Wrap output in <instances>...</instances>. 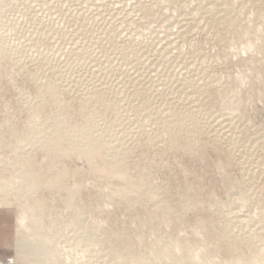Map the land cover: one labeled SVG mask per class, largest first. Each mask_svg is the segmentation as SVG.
Instances as JSON below:
<instances>
[{
    "label": "rangeland",
    "instance_id": "obj_1",
    "mask_svg": "<svg viewBox=\"0 0 264 264\" xmlns=\"http://www.w3.org/2000/svg\"><path fill=\"white\" fill-rule=\"evenodd\" d=\"M202 1L0 0V40L10 54L0 55V178L20 166L63 175L57 186L35 187L49 210L43 231L52 245L90 234L88 245L99 251L85 256H95L93 264L110 261L104 254L110 249L123 264L131 248L145 255L171 249L170 258L184 264L191 257L228 264L254 252L248 239L264 247L263 221L252 224L249 216L264 208V169L249 179L264 160V45L246 48L238 28H218L226 18L202 13ZM248 1L264 19V0ZM53 83L63 89L58 98L46 88ZM169 105L194 110L204 133L187 138L163 131ZM91 116L98 127L111 126L107 133L120 144L113 157L126 178L100 177L92 170L98 160L89 168L72 150ZM45 141L62 148L47 153ZM245 192L256 196L257 209L239 208ZM9 200H0V208L13 225L18 205ZM14 225L7 241L20 264Z\"/></svg>",
    "mask_w": 264,
    "mask_h": 264
},
{
    "label": "bare ground",
    "instance_id": "obj_2",
    "mask_svg": "<svg viewBox=\"0 0 264 264\" xmlns=\"http://www.w3.org/2000/svg\"><path fill=\"white\" fill-rule=\"evenodd\" d=\"M57 1H59V0H57ZM61 1H64V0H61ZM203 1H202L203 3L201 2L202 4H204V6H203L204 9H202V13L206 14L208 16L207 18L216 19V18H219V17H224V18L227 19V20H217L218 21V28H222L224 26H230V27L238 28V33H239L238 36L240 38L244 39V42H242V44L245 45V47L248 48V49L251 48L253 50V49H256L257 47H260V46L264 45V19L263 18L262 19H257V17H259V13H254L255 15H253V13H252V11H254V9H252L253 5H251L248 0H203ZM67 4H69V3L67 2ZM202 4H200V5H202ZM254 12H256V11H254ZM148 13H149V11H148ZM56 17H58V16H56ZM72 19H74V18H72ZM75 21H77V20H75ZM208 24L209 23L207 22V26H208ZM209 27L212 28L213 26L211 25ZM52 30L54 32H57L58 28H56V27L54 28L53 27ZM207 30H208V28H207ZM124 37H125V35H124ZM174 37H176V36H174ZM167 40H169V39H167ZM168 42H170V41H167V43ZM169 48H170V46H169ZM175 48L176 47H174L173 49H175ZM142 51L144 52V50H142ZM0 55H1V57L10 58V54L7 53V51L4 49V43L1 40H0ZM126 55H128V53ZM156 55H158V54H156ZM179 56H182V55H180L178 52H175L176 59L185 63L186 62V61H184L185 59L184 60L180 59ZM172 57H173V55H172ZM125 61H126V59H125ZM203 83H205V82H203ZM59 87H60V85L58 83H53L51 86H49V85L46 86L49 94L51 96L55 97V98H58V95L61 94L60 92L63 91V89L61 87L60 88ZM221 87H223V86H221ZM175 104H176V102H175ZM190 104H191V102H190ZM176 107H178V106H176ZM192 107H193V105L191 106V108ZM166 109H168V111H169V113L171 115V118L168 121H164L160 126H161L163 131H165L166 133L170 134L171 136L174 137V136L178 135L179 133L183 132L185 134V137L193 138L197 134H203L204 131L206 130L204 125L202 124L203 122L201 121L202 122L201 123L200 121H198V118L196 119V114L189 113L192 109L188 113L187 112L185 113V112H183L181 110H178L177 108H174L173 106H170V105L168 106V108L166 107ZM189 109H190V107H189ZM192 111L194 112V110H192ZM198 111H199V109H198ZM223 123H224V121H223ZM137 124H139L138 126H141L143 124V122H142V124L141 123H137ZM105 126H106L105 128L98 127L97 118L94 117V116L88 117L85 120V122L83 123V126H82L83 129H85V130L79 132L80 138H79L77 144L74 145L72 150H74L76 153H79L80 155H83L86 159H88L89 165H91L93 163L92 162L90 164L91 161L96 162L98 160L96 162V164L99 163L98 166H97L98 168L96 167L98 170H96V168H93V167L96 166L95 164H92V165H95V166L92 167V165H91V167H89V168H93L92 170L95 169L96 173L98 171L100 177H105V178H108V179H110L109 177H112V179H113V177L114 178L115 177L116 178L117 177L126 178V173L123 170V165L121 164L120 161L116 160L113 157L115 153H114V151H112V149L115 146H118L120 144H115L117 141L115 142V140L111 139L112 136L110 137V135L107 133L108 129L111 128V126L109 128H107L108 125H105ZM220 126L222 127L223 124L219 125V127ZM215 128H216L215 130L211 129V131L213 130V132H217L219 130V128L218 129H217V127H215ZM226 128H223V130L226 129ZM139 130H141V129H139ZM209 130H210V128H209ZM63 133H64V131H61V135H63ZM218 133H220V131L217 132L216 134H218ZM222 133L219 134L218 136L222 135ZM226 133H227V131H226ZM254 133H255V131H254ZM112 138H114V137H112ZM221 138H222V136H221ZM116 140H118V139L116 138ZM173 141H174V138H173ZM45 144H46L45 145V148H46L45 152H47V151L50 152V150L51 151L52 150L59 151L62 148L61 144L53 145V143H52V144H50L51 146H49V143L47 141H45ZM49 152H47V153H49ZM119 153L124 154L125 151L120 150ZM242 168H245V167H242ZM256 168H257L256 170L251 171V173L249 174L250 175L249 176L250 178L248 177L249 179H253L256 176L260 177V175L258 173L260 172V174H261L263 169H264V160H261L260 162H258V166ZM246 169H249V168H246ZM251 169L253 170L254 168H251ZM245 171L246 170H244V172ZM14 174L15 175H13V176L9 175V177L8 176H4V177L0 178V200L7 201L11 197L12 203L16 201L15 203H17L16 205H18V210H16V213L18 215H17V218H16L17 220H15L17 222H16V224L14 223L15 224L14 226H15V229H16L14 238H15V249L17 251V258L19 260V263L20 264H93L92 262L95 261L93 259H95L96 257L93 256L91 258H86L85 256L87 254L92 253V252L99 253V251L95 247H93L91 245H88V244H91L93 242L92 241L93 239H91L90 234H86L84 232L83 233H79V234H77L74 237L73 243H69V244H67L65 246H60V245H57V244L56 245H52L51 242H53V241L51 239V236L46 231H43V226L45 225L44 216H47V214L49 213V210H48V207H47L44 199L42 197L37 196L35 194L36 193L35 187L39 186V187H42V188H47V187L57 186V183L62 179L63 175L59 174V175H57L58 177H54V176H51V175L46 176V175L43 174L42 170H39L37 173H35V172L33 173V171L24 170V167H22V166L18 167V170H15ZM26 175H29V176L25 177ZM5 177H7V178H5ZM256 179H258V178H256ZM245 180H247V179H245ZM123 182L125 183V181H123ZM107 185H108V183H107ZM111 185H112V183H111ZM249 185H250V183H249ZM60 186H62V185H60ZM115 186H116L115 187L116 189L120 188L117 185H115ZM129 186H130V188H132L131 190H134L136 188L135 184L132 183V182H129L128 186L126 185V187H128V189L130 190ZM245 186L247 188L246 184H245ZM106 188H110L111 189V186L110 187L106 186ZM115 188H114V190H116ZM250 188L248 187V189H250ZM110 189H107V190H110ZM119 190H117V192H119ZM112 191L113 190H111V192ZM252 191H253V189L251 190V193H253ZM233 193L235 194V192H233ZM233 193L229 192L228 193L229 196L228 195L227 196L230 198V196L233 195ZM251 193H249V194H251ZM249 194H247V192H245V194L243 196V199H242L241 203L239 204V208L242 209V207H244L246 211H248L247 210L248 206L253 207V209L254 208L257 209L256 196L253 195V197L255 196L253 198V197H251L252 195L250 196ZM14 204H11V205L13 206ZM246 207H247V209H246ZM250 207H249V210H252V208L250 209ZM258 209L259 210H257V212L254 211L253 213L250 211V213L253 214V215H251L249 213L250 214L249 215L250 219L253 220L252 221L253 223H252L251 220L249 219L252 224L255 223L254 221H257V223L258 222L260 223V221H263V224H264V216H263L264 215V208L263 209L258 208ZM246 216H247V218H246ZM238 217H240V216H238ZM244 217H245L244 219H246L247 222H248L249 221L248 220V218H249L248 217V213ZM237 221L239 222L238 225L243 224L242 221H240L238 219H237ZM244 222H246V221H244ZM261 224H262V222H261ZM263 224L261 226L264 227ZM237 227L240 228L241 226L240 227L237 226ZM237 231H239V230H237ZM239 236H241V234ZM158 241H160V239H158ZM247 241H248V244L254 249V252L252 254H250L247 259L246 258H242V257L232 256V257H230V259L228 261V264H264V247H262V246L260 247L259 242H258L259 239H257L256 237H253L251 239H248ZM256 241L258 242L259 247L258 246L255 247L256 244H257V243H255ZM72 246H73V248H72ZM170 252H171V249H169V251H167V249H165V250H158V251H150V252L147 253V255H145L143 253H136V252H134V249L131 248V255H129L128 257L123 258L122 259V263L123 264H184L181 261L179 262L177 260L171 259L170 258V256H171ZM104 254L107 255L109 257V259H110V261L104 259V261H103V262H105L104 264H118V262H114V261H118V260L121 259V255H118V253L115 250H113V249H110L107 253H104ZM111 254L118 255L119 259L111 260ZM189 262H192V264H215L213 260H211L209 258H203V257L199 258L198 260H195L193 257H191V259L188 260V263Z\"/></svg>",
    "mask_w": 264,
    "mask_h": 264
},
{
    "label": "crops",
    "instance_id": "obj_3",
    "mask_svg": "<svg viewBox=\"0 0 264 264\" xmlns=\"http://www.w3.org/2000/svg\"><path fill=\"white\" fill-rule=\"evenodd\" d=\"M8 212L0 208V264H14V246L7 241L14 224H11Z\"/></svg>",
    "mask_w": 264,
    "mask_h": 264
}]
</instances>
